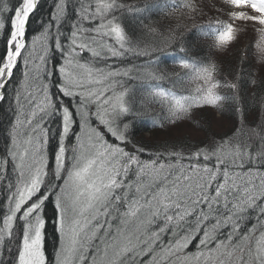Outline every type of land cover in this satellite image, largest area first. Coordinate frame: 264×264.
<instances>
[{"label":"snow or ice","instance_id":"snow-or-ice-1","mask_svg":"<svg viewBox=\"0 0 264 264\" xmlns=\"http://www.w3.org/2000/svg\"><path fill=\"white\" fill-rule=\"evenodd\" d=\"M170 2L189 18L216 12L199 26L210 48L251 33L240 75L251 58L264 88V0H222L218 9V0ZM42 7L0 0V105L14 115L0 148V264H264V122L246 140L241 128L209 136L210 126L192 124L205 132L196 143L150 152L135 131L151 104L161 107V128L223 114L226 104L246 125L243 87L257 85L251 67L248 80L232 82L218 78L214 61L188 55L171 77L153 71L150 58L121 68L109 61L153 54L117 15L125 5L54 0L29 41ZM179 30L169 46L180 45ZM133 71L148 82L140 98L126 86ZM49 204L59 238L52 256Z\"/></svg>","mask_w":264,"mask_h":264},{"label":"trees","instance_id":"trees-1","mask_svg":"<svg viewBox=\"0 0 264 264\" xmlns=\"http://www.w3.org/2000/svg\"><path fill=\"white\" fill-rule=\"evenodd\" d=\"M85 2H88V0H85ZM92 2L94 3L95 0H92ZM220 2L222 0H218L215 8L218 9L220 7ZM118 3L125 5V8L121 9L117 15L120 16L129 33L135 34V37L140 42L141 50H147L153 54L151 57H125L124 63H120L119 60L109 61V63H115L121 68H126L132 65L145 64L150 58L153 61V71L157 73L164 72L171 77L174 73L182 72L177 64L180 55H188L195 59L203 60L208 58L214 61L218 68V78L227 79L230 82L237 77L248 80V70L251 67L254 73L252 78L257 80L256 86L248 84L243 87V98L247 107L246 125L240 121L237 114L233 113L231 106L226 104L223 114L217 111L221 114L223 122L216 123L213 119V112L208 110L203 113H197L198 120L180 123L175 128H169L165 124L161 128L159 126L162 123L160 119L162 116L161 107L157 104L148 105L146 114L136 122L135 129L136 139L141 141V145L147 146L146 151L150 152L154 149L162 148L165 144L171 147L173 143L178 148L181 146L190 147L205 135L203 130H194L191 126L192 124L202 125L203 129H207L210 126L209 136L213 133L225 132L228 135H232L234 127L241 128L244 133L242 138L246 140L251 134L250 129H258V125L264 122V88L258 86L260 72L257 67H252L251 58L249 64L243 65L244 72L242 76L240 75V57L244 54L245 45L252 39L251 33H246L245 30L239 36V42L232 43L226 49L217 50L209 47L212 43V38L203 36L199 28L200 25L209 23L216 15L215 11H209L205 8L203 15L189 18L182 15L178 9L173 11L170 0H118ZM204 3L211 5L212 0H204ZM50 8L54 10V0H43L41 14L33 17L28 26L29 41H31L32 36L39 35L43 30L41 21L47 19ZM177 26H180V30L176 35L177 37L182 36L183 39L180 45L172 47L166 41L169 34ZM0 37H2V33H0ZM2 47L3 45L0 43V49ZM181 47L185 49L184 53H180ZM36 50L37 55L42 54L39 42L36 44ZM255 63L259 64V61L257 60ZM20 70L21 72L23 71L22 62ZM17 75L20 76V72ZM147 83L142 77H138L135 71L131 73L130 77L126 78V86L135 91L137 98L144 96V86ZM159 83L162 87L172 88L171 80H164ZM224 91L227 92L226 89ZM13 119L14 115L8 104L0 105V148L4 147L6 130L9 127V121ZM240 135V133H237V136ZM0 198L3 197L0 196ZM47 216L51 222L47 225L46 252L49 256H52L59 245L58 234L54 227L55 217L52 204L47 207ZM191 251H195V249L193 248Z\"/></svg>","mask_w":264,"mask_h":264},{"label":"rangeland","instance_id":"rangeland-1","mask_svg":"<svg viewBox=\"0 0 264 264\" xmlns=\"http://www.w3.org/2000/svg\"><path fill=\"white\" fill-rule=\"evenodd\" d=\"M212 112V111H211ZM214 116V117H213ZM213 119H214V121L216 122V123H219V122H223V119H222V117H221V114L219 113V112H217V111H215V112H213ZM226 121V120H225ZM183 128H185V127H183Z\"/></svg>","mask_w":264,"mask_h":264}]
</instances>
